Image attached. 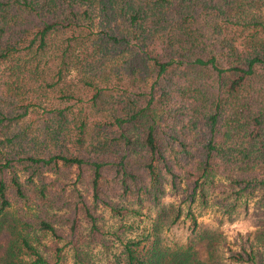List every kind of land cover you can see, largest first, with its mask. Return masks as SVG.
Masks as SVG:
<instances>
[{"label": "trees", "instance_id": "obj_1", "mask_svg": "<svg viewBox=\"0 0 264 264\" xmlns=\"http://www.w3.org/2000/svg\"><path fill=\"white\" fill-rule=\"evenodd\" d=\"M211 195L225 214L249 198L260 211L223 259L190 209ZM143 205L141 238L100 224ZM181 214L188 235L164 243ZM97 253L264 264V0H0V264Z\"/></svg>", "mask_w": 264, "mask_h": 264}, {"label": "rangeland", "instance_id": "obj_2", "mask_svg": "<svg viewBox=\"0 0 264 264\" xmlns=\"http://www.w3.org/2000/svg\"><path fill=\"white\" fill-rule=\"evenodd\" d=\"M164 204L172 203L175 207L182 208V212L186 208V203L181 200V194L171 193L167 191L160 199ZM227 202H222L220 196H208L207 202L203 205L199 201H194L190 205L192 213L195 215L200 228L214 230L219 239V256L223 259L228 251L237 249L238 247H248L251 241L253 231L257 228L260 211L256 207L254 198H249L245 204L241 200L236 207L229 213L225 214L224 206ZM138 209L136 204L131 205ZM153 210L145 205L139 209V213L132 215L128 213L123 220L112 217L103 211L101 214L100 224L104 230H113L119 223H127L131 230L123 234L126 238H141L150 227ZM260 221V220H259ZM189 221L181 214L178 219L173 222H164L161 227L160 236L166 244L173 242H182L188 235ZM252 232V233H251ZM111 252H116L119 248L117 242H113ZM95 264H105L107 257L104 253H97ZM225 262L228 264L227 260ZM248 264V263H237Z\"/></svg>", "mask_w": 264, "mask_h": 264}]
</instances>
